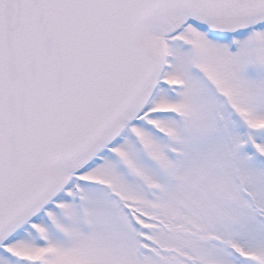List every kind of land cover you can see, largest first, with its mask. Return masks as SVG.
I'll return each mask as SVG.
<instances>
[{"label":"snow or ice","instance_id":"snow-or-ice-1","mask_svg":"<svg viewBox=\"0 0 264 264\" xmlns=\"http://www.w3.org/2000/svg\"><path fill=\"white\" fill-rule=\"evenodd\" d=\"M0 264H264V0H0Z\"/></svg>","mask_w":264,"mask_h":264}]
</instances>
